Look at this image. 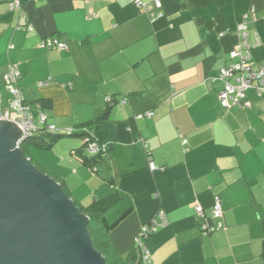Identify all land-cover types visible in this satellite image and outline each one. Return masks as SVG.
Here are the masks:
<instances>
[{"label": "crops", "instance_id": "crops-1", "mask_svg": "<svg viewBox=\"0 0 264 264\" xmlns=\"http://www.w3.org/2000/svg\"><path fill=\"white\" fill-rule=\"evenodd\" d=\"M13 1L21 8L11 9ZM137 1L156 0H0L5 100L4 77L15 64L26 101L58 131L95 121L106 99L114 102L116 144L98 172L73 156L84 144L78 138L50 150L28 143V157L79 208L116 192L131 198L132 214L108 235L123 259L162 209L167 227L143 242L148 264H264V95L248 91L229 109L218 79L245 15L252 17L249 41L254 33L260 39L251 65L264 68V0H161L163 17L153 22ZM50 38L67 48L41 47ZM92 131L106 139L102 129ZM217 197L224 228L203 234L196 209L216 225Z\"/></svg>", "mask_w": 264, "mask_h": 264}, {"label": "water", "instance_id": "water-1", "mask_svg": "<svg viewBox=\"0 0 264 264\" xmlns=\"http://www.w3.org/2000/svg\"><path fill=\"white\" fill-rule=\"evenodd\" d=\"M22 133L0 121V264H107L89 217L17 147Z\"/></svg>", "mask_w": 264, "mask_h": 264}, {"label": "built area", "instance_id": "built-area-1", "mask_svg": "<svg viewBox=\"0 0 264 264\" xmlns=\"http://www.w3.org/2000/svg\"><path fill=\"white\" fill-rule=\"evenodd\" d=\"M138 9L145 11L150 20L153 22L156 19L162 18L163 13L161 0H156L154 3H143L137 1ZM11 9H20V3L13 1L10 3ZM252 17L245 15L242 23L237 29L240 43L237 49L229 54L230 65L224 67L219 72L218 79L224 84L223 89L219 93L220 102L230 109L231 103L241 105L245 102L248 91H254L259 96L264 95V68H254L251 65L253 58V49L260 45V39L257 33L255 34V43L249 41V28ZM41 47L48 49L64 50L67 48L65 42L50 38L41 42ZM21 74L18 65L11 64L8 67V72L4 77L5 91L8 94V99L5 100L0 93V121H6L17 125L22 131V137L18 141L17 147H21L30 140L33 136L43 132H58V130L47 124V116L40 110H34L26 101L23 92L19 88V80ZM41 85H44L42 83ZM107 103L111 102L110 98L106 99ZM149 116V115H147ZM86 149L91 153L99 151V146L96 143H90L84 140ZM151 168H154L151 163ZM197 216L204 218L203 224H200V230L203 234H210L224 228V210L221 200L215 198L214 204L210 210V219L216 221V225H211L206 219L204 209L199 206L196 209ZM168 225L167 214L160 209L156 215L151 218L147 224L137 234L135 244L137 249L142 253V261L144 264L149 263V252L144 248L143 242L149 236L156 233L159 229H163Z\"/></svg>", "mask_w": 264, "mask_h": 264}, {"label": "trees", "instance_id": "trees-1", "mask_svg": "<svg viewBox=\"0 0 264 264\" xmlns=\"http://www.w3.org/2000/svg\"><path fill=\"white\" fill-rule=\"evenodd\" d=\"M113 104L114 102L111 99L105 114L91 123L67 131H58L54 133L43 132L33 136L30 140L25 142L21 147V151L25 157L29 158L27 146L30 143L42 150H50L57 141L63 138H78L83 142L87 139L90 143H96L99 146V151L91 154L86 149V145L83 144L82 147L73 151V156L82 164L98 172V167L105 163L111 152L114 151V145L116 144L117 138L114 130V123L109 118V113ZM93 127L97 130L102 129L106 139L104 140L95 136L92 131V129H94ZM144 150L146 151L148 166L150 167L152 163L151 154L145 147ZM79 209L83 214L89 217V232L94 247L103 255L107 264H143L142 253L139 249L133 252L127 259H123L114 252L108 239V235L132 214L134 208L131 198L121 192H116L109 198L97 200L90 206Z\"/></svg>", "mask_w": 264, "mask_h": 264}, {"label": "rangeland", "instance_id": "rangeland-1", "mask_svg": "<svg viewBox=\"0 0 264 264\" xmlns=\"http://www.w3.org/2000/svg\"><path fill=\"white\" fill-rule=\"evenodd\" d=\"M37 153V156H43L44 155V152H42V151H36L35 152V154ZM33 166H35L34 164H33ZM36 167V166H35ZM37 168V167H36ZM39 170V169H38ZM41 172V171H40ZM43 173V172H42ZM43 174H45V173H43ZM46 175V174H45ZM47 176V175H46ZM50 178V177H49ZM52 179V178H51ZM72 200V199H71Z\"/></svg>", "mask_w": 264, "mask_h": 264}]
</instances>
